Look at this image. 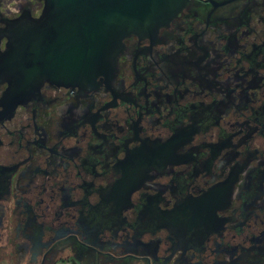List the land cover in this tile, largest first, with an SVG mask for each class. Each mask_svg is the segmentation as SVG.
<instances>
[{
    "label": "flooded vegetation",
    "instance_id": "1",
    "mask_svg": "<svg viewBox=\"0 0 264 264\" xmlns=\"http://www.w3.org/2000/svg\"><path fill=\"white\" fill-rule=\"evenodd\" d=\"M41 6L0 0V27ZM123 43L97 87L0 108V261L264 264V0Z\"/></svg>",
    "mask_w": 264,
    "mask_h": 264
},
{
    "label": "water",
    "instance_id": "2",
    "mask_svg": "<svg viewBox=\"0 0 264 264\" xmlns=\"http://www.w3.org/2000/svg\"><path fill=\"white\" fill-rule=\"evenodd\" d=\"M0 27V108L38 96L44 82L95 88L113 77L123 40L150 38L187 0H39ZM62 264V263H57ZM72 264V263H70Z\"/></svg>",
    "mask_w": 264,
    "mask_h": 264
},
{
    "label": "rangeland",
    "instance_id": "3",
    "mask_svg": "<svg viewBox=\"0 0 264 264\" xmlns=\"http://www.w3.org/2000/svg\"><path fill=\"white\" fill-rule=\"evenodd\" d=\"M0 264H9V259L0 261Z\"/></svg>",
    "mask_w": 264,
    "mask_h": 264
}]
</instances>
